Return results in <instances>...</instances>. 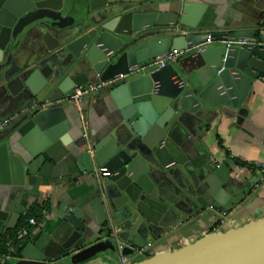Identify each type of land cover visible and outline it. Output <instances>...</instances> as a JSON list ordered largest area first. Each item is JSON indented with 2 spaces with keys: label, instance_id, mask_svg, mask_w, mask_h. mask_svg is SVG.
<instances>
[{
  "label": "water",
  "instance_id": "1",
  "mask_svg": "<svg viewBox=\"0 0 264 264\" xmlns=\"http://www.w3.org/2000/svg\"><path fill=\"white\" fill-rule=\"evenodd\" d=\"M76 1L0 0V83L5 82L6 71L30 26L35 22L53 26L65 21ZM83 2L86 16L77 24L90 25L72 36L66 48L84 70L75 77L66 76L52 89L65 97L92 80L88 71L94 76L101 74L102 81L124 75L110 85L109 91L120 119L115 133L92 144L94 155L85 141L73 157L81 174L96 177L95 169L100 170L106 204L96 178L91 200L75 207L66 205L54 229L38 231L24 247V259L43 264L65 254L71 264H82L99 254L114 255L118 242L124 247L123 254L132 256L147 244L148 235L152 237L169 210L162 193L168 180L182 181L201 208L223 210L228 203L234 204L225 188L232 171L229 164L213 162L211 152L200 143L196 145L198 155L193 158H187L184 152L177 154L172 147L174 123L183 117L215 113L216 117L222 114L236 118L240 124L244 101L254 83L264 78L263 46L228 44L233 39L255 40L256 32L251 30L210 33L220 44L211 53L212 57L218 56L216 69L204 65L210 48L195 52V64L200 68L178 64L181 56L175 63L151 66L168 51H192L207 40L204 33L185 30L196 29L204 12L205 5L195 0L135 1L130 8L99 23L92 20L90 11L108 6L109 0ZM162 3H169L172 9H149ZM49 83V75L38 69L25 81L36 97ZM33 106H39V110L17 128V144L24 153L17 151L10 134L0 141V184L23 189L14 212L0 209V230L5 224L8 228L17 226L32 207L27 196L38 203L41 193L28 187L31 177L70 176L64 160L56 162L45 154L71 127L63 107L46 106V99L35 100ZM258 180L253 177L246 186H255ZM109 203L112 215L108 213ZM132 264H264V217Z\"/></svg>",
  "mask_w": 264,
  "mask_h": 264
},
{
  "label": "crops",
  "instance_id": "2",
  "mask_svg": "<svg viewBox=\"0 0 264 264\" xmlns=\"http://www.w3.org/2000/svg\"><path fill=\"white\" fill-rule=\"evenodd\" d=\"M135 1L140 0H109L108 6L90 11L91 18L99 23L109 15L130 8ZM195 1L205 5L204 12L196 29L185 30L204 34L251 30L255 31L256 35L259 34L260 39L264 41V0ZM149 9L168 11L172 8L169 3H162L152 5ZM86 11L85 3L76 1V7L65 21L53 26L33 23L17 51L15 60L6 71L5 82L0 83V122L5 123L4 128L0 130V141L10 134L18 152L24 153L23 148L17 144L20 138L17 128L32 112L39 110V106H33L35 100L46 99V106L63 107L64 114L71 124L67 133L45 151L50 160H64L70 170V176L60 179L31 177L28 182L29 188L41 193L39 201L42 198L49 200L52 216L40 230H53L60 220L61 210L66 205L75 207L95 196L96 177L79 173L74 165L73 157L79 154L81 145L85 142L78 110L65 101L58 89H52L54 84H59L66 76L75 77L84 70L77 65L76 58L66 46L72 36L90 25L88 22L77 24L79 19L86 16ZM219 45L214 40L210 44H202L183 54L178 64L193 69L200 68L195 64L194 54L201 49L210 48L207 50L204 65L216 69L218 56L212 57L211 53H215L213 48ZM36 69L49 75L50 80L48 87L37 97L25 85L27 78ZM88 74L91 79L94 78L92 71H88ZM110 89L111 86H105L82 103L86 121L90 126L92 144L99 142L109 133H115L114 127L120 119L110 96ZM241 116L240 124L236 118L222 114L216 117L215 113H201L196 118L183 117L181 121L174 123L172 147L177 154L184 152L183 155L187 158H193L198 155L196 145L200 143L211 152L213 162L229 164L232 171L225 188L232 195L230 201L234 204L228 203L225 207L229 217L222 225L218 208H201L186 192L182 181H166L162 193L169 210L160 220L158 227L154 228L152 237H147V244L152 243L146 253L148 257L177 250L207 234L239 228L264 217V179L261 173V168L264 167V78L257 80L252 86L241 109ZM253 177H258L259 180L255 186L249 188L246 185ZM233 196H236V199ZM22 197V188L0 184L1 210L14 212ZM27 200L32 206L37 205L36 198L27 196ZM107 208L112 215L113 207L110 203ZM6 227L5 224L3 228ZM20 258H16V264H19ZM130 258L134 262L133 257ZM93 262L120 264V259L118 256V261H114L106 256Z\"/></svg>",
  "mask_w": 264,
  "mask_h": 264
},
{
  "label": "built area",
  "instance_id": "3",
  "mask_svg": "<svg viewBox=\"0 0 264 264\" xmlns=\"http://www.w3.org/2000/svg\"><path fill=\"white\" fill-rule=\"evenodd\" d=\"M206 36H207V40L203 44H210L213 41V38L211 37L210 33H207ZM228 44L229 45L233 44V45H237L240 47L256 46V45L264 47V41L250 40L247 38H243L240 40L233 39L229 41ZM187 52H188L187 50L168 51L164 55L157 57L151 66L156 65L159 67H163L167 63H175L180 56H182L183 54ZM124 77H125L124 75H120L109 81H102L101 74H96L94 78L88 83H86L84 86L75 87L65 96V101L71 104L72 106H74L80 114V118L83 124L84 137L86 141V148L90 151L92 155H94V149H93V145H92L91 138H90V126L88 122L86 121L82 103L86 99L91 98L101 88L105 86L113 85L115 82L119 81L120 79H123ZM4 126H5V123L0 122V130L4 128ZM216 163L219 164L218 162ZM261 173H262V178L264 179V167L261 168ZM95 175L98 180L101 196L106 204V200H107L106 193L103 187V180L101 178V172L98 168L95 169ZM43 203L49 204V200L47 198H42L37 203V205L42 206ZM219 213H220V223L224 225L228 220L229 212L228 210L223 209V210H219ZM51 216H52V213L50 211V207H45L43 208L40 219H36L34 217L30 218L28 220L27 226L20 229L16 233L15 236L7 235L6 236V246H5L6 251L0 253V264H16L15 260L16 258H18L16 256V245L21 247L28 240L30 241L32 237H34L36 233L40 231V228L50 220ZM6 229L7 227L6 228L2 227V229L0 230V233L5 232ZM151 246H152V243H148L144 247L137 249L136 253L139 255H146L147 251L151 248ZM123 250H124V247L122 243L118 242L117 243V255L119 256L120 264H132L133 262L130 256L124 255Z\"/></svg>",
  "mask_w": 264,
  "mask_h": 264
},
{
  "label": "trees",
  "instance_id": "4",
  "mask_svg": "<svg viewBox=\"0 0 264 264\" xmlns=\"http://www.w3.org/2000/svg\"><path fill=\"white\" fill-rule=\"evenodd\" d=\"M257 41H263L260 39V35L257 34L256 35V39ZM219 143L221 144V141H219ZM45 207H49V204L47 203H43L42 206H39V205H34L32 206L30 209H28V211L20 217L19 221H18V224L15 228H8L5 230V232H1L0 233V253L6 251V236L9 235V236H15L16 233L22 229L23 227L27 226V223H28V220L30 218H36V219H40L41 218V215H42V211H43V208ZM30 242L29 240L21 247L17 246L16 245V256L18 258L21 257V253L24 249V247L27 245V243Z\"/></svg>",
  "mask_w": 264,
  "mask_h": 264
},
{
  "label": "rangeland",
  "instance_id": "5",
  "mask_svg": "<svg viewBox=\"0 0 264 264\" xmlns=\"http://www.w3.org/2000/svg\"><path fill=\"white\" fill-rule=\"evenodd\" d=\"M106 256L112 258V260H114V261H118V256H117V254L111 255V254H109V253H104V254H99V255H97L96 257H93V258H91V259H88V260H86L85 262H82V264H93V263H94L93 261L97 260L98 258L101 259V258L106 257ZM148 256H149V255H139V254H137V253H134V254L132 255V257H133V259H134V262H137V261H141V260H143V259H146ZM20 260H21V261L18 262L19 264H33L32 262H30V261L24 259L23 257H21ZM116 263H119V262H116ZM41 264H43V263H41Z\"/></svg>",
  "mask_w": 264,
  "mask_h": 264
},
{
  "label": "flooded vegetation",
  "instance_id": "6",
  "mask_svg": "<svg viewBox=\"0 0 264 264\" xmlns=\"http://www.w3.org/2000/svg\"><path fill=\"white\" fill-rule=\"evenodd\" d=\"M77 1H84V0H77ZM134 263V262H133ZM45 264H71L69 256L67 254L63 256H59L52 261H47Z\"/></svg>",
  "mask_w": 264,
  "mask_h": 264
}]
</instances>
